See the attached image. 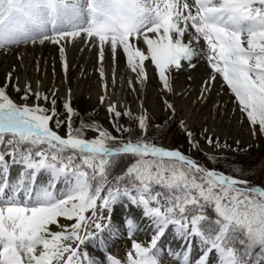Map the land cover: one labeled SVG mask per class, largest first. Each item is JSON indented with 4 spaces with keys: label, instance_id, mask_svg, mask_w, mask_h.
Wrapping results in <instances>:
<instances>
[{
    "label": "snow or ice",
    "instance_id": "1",
    "mask_svg": "<svg viewBox=\"0 0 264 264\" xmlns=\"http://www.w3.org/2000/svg\"><path fill=\"white\" fill-rule=\"evenodd\" d=\"M49 46L63 92L27 73ZM70 49L95 50L90 108ZM0 58V264H264V166L228 157L254 146L234 126L264 143V0H0Z\"/></svg>",
    "mask_w": 264,
    "mask_h": 264
},
{
    "label": "rangeland",
    "instance_id": "2",
    "mask_svg": "<svg viewBox=\"0 0 264 264\" xmlns=\"http://www.w3.org/2000/svg\"><path fill=\"white\" fill-rule=\"evenodd\" d=\"M68 58L71 63V69L69 73L71 87L74 93V103L80 97L86 98L88 100H93L96 104L97 93L100 92L99 77L97 75V61L95 50H76L70 49L68 53ZM7 62H10V58ZM27 66V73L33 78L41 77L45 79V82L52 83L57 87H60L61 91L65 89L67 84L65 83L66 78L64 77L61 71L60 58L56 53L54 47L49 46L46 48L37 47L35 50H29L28 58L25 61ZM106 64L109 66V71H111V61L106 60ZM53 65L55 67V72H53ZM38 66V67H37ZM4 67L1 69V74H3ZM127 88V85H124V89ZM94 94V97L91 96L93 91H97ZM118 91L123 95L124 92L120 90V82H118ZM92 98V99H91ZM141 99L144 100V106L156 114V123H161L164 120V113L159 111L160 109V98L158 95V89L155 85H150L146 95L142 96ZM128 101L135 108L139 101L134 98V95L128 96ZM178 104L188 105L190 101L188 100H178ZM79 108L80 107L76 104ZM90 108V107H88ZM100 119H104V113L101 110ZM172 132V133H171ZM173 134V136L171 135ZM174 137V138H173ZM232 137H236L241 140L245 149L249 144L254 145L250 149L241 151L239 153L230 152L228 153L229 159H234L237 161L246 162L249 165H253L252 169L247 173L252 175L253 172H258L262 166H264V143L260 141H254L247 133L246 129H241L238 126L233 127ZM232 137H229L228 143H232ZM171 138V139H170ZM170 139V140H169ZM165 142L168 144L181 145L183 143L182 134L178 132V129L175 124L171 125L169 135L165 138ZM177 143V144H176ZM225 168L228 167L227 164L224 165ZM235 167H239L236 165ZM261 176H264V173H261ZM261 177L257 176L256 179L259 180ZM125 248V241H121L113 249V252H119L120 255H123V249Z\"/></svg>",
    "mask_w": 264,
    "mask_h": 264
},
{
    "label": "bare ground",
    "instance_id": "3",
    "mask_svg": "<svg viewBox=\"0 0 264 264\" xmlns=\"http://www.w3.org/2000/svg\"><path fill=\"white\" fill-rule=\"evenodd\" d=\"M0 61H3V58H0ZM4 63H6V61H4ZM4 63H0V76H2V74H1V69L4 67ZM2 73H3V72H2ZM47 83H48V82H47ZM71 85H72V84H71ZM63 91H64V90H63ZM96 92H98V90H97V91H93V93L91 94V96L94 97V94H95ZM97 94H99V93H97ZM91 99H92V98H91ZM93 103H94L93 100H88V99H86V98H82V97H80V98H78V99L76 100V104H77L78 106H80V107H86V108H88V107H92Z\"/></svg>",
    "mask_w": 264,
    "mask_h": 264
},
{
    "label": "trees",
    "instance_id": "4",
    "mask_svg": "<svg viewBox=\"0 0 264 264\" xmlns=\"http://www.w3.org/2000/svg\"><path fill=\"white\" fill-rule=\"evenodd\" d=\"M178 132L180 133L179 129H178ZM171 133H172V132H171ZM171 135L173 136V134H171ZM173 138H174V137H173ZM170 139H171V138H170ZM170 139H169V140H170ZM165 141H166V140H165ZM167 143H168V142H167ZM170 144H171V143H170ZM176 144H177V143H176ZM178 144H179V143H178ZM178 144H177L176 146H179Z\"/></svg>",
    "mask_w": 264,
    "mask_h": 264
}]
</instances>
